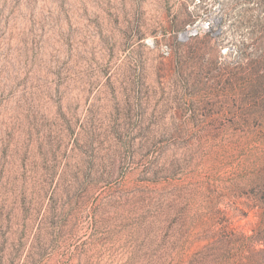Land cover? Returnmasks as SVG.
Returning <instances> with one entry per match:
<instances>
[{"label": "rangeland", "instance_id": "rangeland-1", "mask_svg": "<svg viewBox=\"0 0 264 264\" xmlns=\"http://www.w3.org/2000/svg\"><path fill=\"white\" fill-rule=\"evenodd\" d=\"M0 264H264V0H0Z\"/></svg>", "mask_w": 264, "mask_h": 264}, {"label": "bare ground", "instance_id": "bare-ground-1", "mask_svg": "<svg viewBox=\"0 0 264 264\" xmlns=\"http://www.w3.org/2000/svg\"><path fill=\"white\" fill-rule=\"evenodd\" d=\"M208 190H209V187H208ZM222 194H223V198H226V195H225V193H223V192H222ZM235 195H236V194H235Z\"/></svg>", "mask_w": 264, "mask_h": 264}]
</instances>
